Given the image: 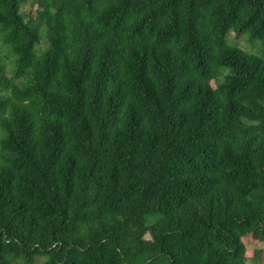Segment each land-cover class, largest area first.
<instances>
[{"label": "trees", "instance_id": "1", "mask_svg": "<svg viewBox=\"0 0 264 264\" xmlns=\"http://www.w3.org/2000/svg\"><path fill=\"white\" fill-rule=\"evenodd\" d=\"M26 1L0 0V264H264V58L228 40L264 47V0Z\"/></svg>", "mask_w": 264, "mask_h": 264}, {"label": "rangeland", "instance_id": "2", "mask_svg": "<svg viewBox=\"0 0 264 264\" xmlns=\"http://www.w3.org/2000/svg\"><path fill=\"white\" fill-rule=\"evenodd\" d=\"M31 0H27L25 4L22 6L23 9H26L27 11H31L32 13L35 11L36 6H31ZM228 40L232 44H236L244 49L249 50L250 52L256 54L257 56L264 58V47L261 44V41L257 38H251L248 33H244L242 36L236 37L233 33H231L228 37ZM5 63L7 61L5 60ZM212 86H215V83L212 81ZM146 238H149V235H145ZM243 242L245 244V254L247 258H250L252 256L254 249H263L262 258L264 260V242H258L254 239H252L249 236H245L243 238ZM42 257H39L35 264H42Z\"/></svg>", "mask_w": 264, "mask_h": 264}]
</instances>
